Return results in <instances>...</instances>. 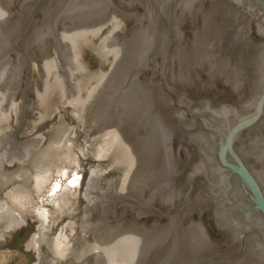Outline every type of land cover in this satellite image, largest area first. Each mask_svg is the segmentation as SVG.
Returning a JSON list of instances; mask_svg holds the SVG:
<instances>
[{
  "label": "water",
  "instance_id": "water-1",
  "mask_svg": "<svg viewBox=\"0 0 264 264\" xmlns=\"http://www.w3.org/2000/svg\"><path fill=\"white\" fill-rule=\"evenodd\" d=\"M200 2L0 0V230L61 220L80 264H190L192 246L197 263L220 236L238 250L211 211L264 219V81L202 63L217 33Z\"/></svg>",
  "mask_w": 264,
  "mask_h": 264
},
{
  "label": "flooded vegetation",
  "instance_id": "flooded-vegetation-1",
  "mask_svg": "<svg viewBox=\"0 0 264 264\" xmlns=\"http://www.w3.org/2000/svg\"><path fill=\"white\" fill-rule=\"evenodd\" d=\"M200 3L202 7L208 4L209 12L203 13L201 10L197 13L198 16L196 14V17L203 19L205 16H210L213 21L211 26L217 33L216 35L212 32L213 37L209 41L211 44L208 43L205 50L207 58L202 63H209L223 69L222 78L226 84L234 82L240 84L241 87L251 85L254 90H257V87L264 81L263 77L260 82V76L264 73V34L260 33L258 29V23L264 20V0H227L222 6H220L221 0H201ZM240 9L243 10L237 14ZM194 21L196 22L195 19ZM208 31L210 32L212 29H208ZM259 172L264 180V171ZM260 174L257 175L260 176ZM79 180L78 178L77 186ZM232 190L239 191L245 196L239 182H236ZM229 197L233 200L230 194ZM227 206L231 211L225 214V219L220 221L212 210V221L215 229L220 233L230 230L237 236L238 250L236 249L237 251L232 253L228 252L227 249L231 244L226 241V238L220 236L212 245L208 243L207 247H204L206 250H213L214 253L202 252L197 263L193 261L196 258V246H192L188 252L190 264H210L212 261L215 262H213L214 264H264L263 217L257 212H252L250 215L247 212L244 213L251 206L245 201L243 205L227 204ZM115 216L114 213L113 218ZM40 218L37 225H34L35 222L32 220L25 221L21 224L20 231H14L19 229L18 223H8L0 230V241L4 240L2 235L5 232H12L16 238H21L19 235L23 236L31 227L34 235L30 240L33 244L32 252L36 264H80L78 263L79 258L85 254L76 252L78 250L76 246L82 245V242H76V246L69 247V251L63 254L66 238L60 237V232L58 234L55 232L57 228H63L59 227L62 221L56 220L48 228V220L42 216ZM224 228L226 229L224 230ZM215 237L217 239L218 236ZM87 260L90 261L91 258H87ZM226 261L231 263H226Z\"/></svg>",
  "mask_w": 264,
  "mask_h": 264
},
{
  "label": "rangeland",
  "instance_id": "rangeland-1",
  "mask_svg": "<svg viewBox=\"0 0 264 264\" xmlns=\"http://www.w3.org/2000/svg\"><path fill=\"white\" fill-rule=\"evenodd\" d=\"M30 227L21 238L12 237L9 248H0V264H34L33 254H21L19 247H24L33 235Z\"/></svg>",
  "mask_w": 264,
  "mask_h": 264
}]
</instances>
